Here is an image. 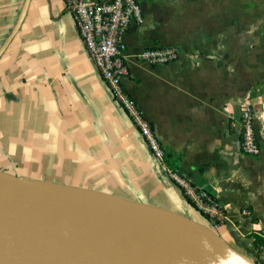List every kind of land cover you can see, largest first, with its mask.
Wrapping results in <instances>:
<instances>
[{"label":"crops","instance_id":"1","mask_svg":"<svg viewBox=\"0 0 264 264\" xmlns=\"http://www.w3.org/2000/svg\"><path fill=\"white\" fill-rule=\"evenodd\" d=\"M138 1L144 20L126 35L123 86L168 150L167 164L225 208L216 235L264 264V63L252 58L264 48L250 50L264 0ZM169 45L181 49L175 62L139 60ZM245 103L254 109L257 156L241 150ZM0 172L157 207L209 228L104 85L64 0H0Z\"/></svg>","mask_w":264,"mask_h":264},{"label":"water","instance_id":"2","mask_svg":"<svg viewBox=\"0 0 264 264\" xmlns=\"http://www.w3.org/2000/svg\"><path fill=\"white\" fill-rule=\"evenodd\" d=\"M0 264H255L157 207L0 172Z\"/></svg>","mask_w":264,"mask_h":264},{"label":"built area","instance_id":"3","mask_svg":"<svg viewBox=\"0 0 264 264\" xmlns=\"http://www.w3.org/2000/svg\"><path fill=\"white\" fill-rule=\"evenodd\" d=\"M64 2L72 15L82 44L104 85L128 114L150 153L164 165L170 180L178 187L183 197L205 217L211 230H217L225 225L227 213L218 200L207 190L196 186L188 176L167 164L168 150L164 148L152 124L142 116L137 104L123 86L124 80L130 75L126 59V35L132 24H141L144 20L139 1L64 0ZM180 53L181 49L176 45L156 46L144 50L139 55V60L152 65H167L178 60ZM241 124L242 152L250 156L259 155L262 148L254 124V109L250 103L243 106ZM243 213L249 214L247 209Z\"/></svg>","mask_w":264,"mask_h":264},{"label":"rangeland","instance_id":"4","mask_svg":"<svg viewBox=\"0 0 264 264\" xmlns=\"http://www.w3.org/2000/svg\"><path fill=\"white\" fill-rule=\"evenodd\" d=\"M257 30L261 31L257 38H256V44L252 45L253 47L250 49H255L256 47H262L264 48V16L261 18V20H259L257 22ZM259 49V48H258ZM264 49L262 51L258 50L257 53H254L252 55L253 61H255L256 63H264ZM243 56V54H242ZM263 71H259L257 70L258 74H262ZM258 88L260 89L261 93H264V85H258ZM209 228L211 229L210 225Z\"/></svg>","mask_w":264,"mask_h":264},{"label":"trees","instance_id":"5","mask_svg":"<svg viewBox=\"0 0 264 264\" xmlns=\"http://www.w3.org/2000/svg\"><path fill=\"white\" fill-rule=\"evenodd\" d=\"M166 162L169 163V157H167Z\"/></svg>","mask_w":264,"mask_h":264}]
</instances>
